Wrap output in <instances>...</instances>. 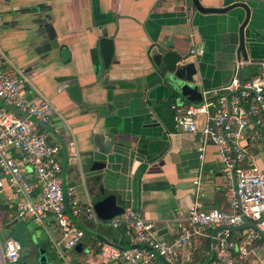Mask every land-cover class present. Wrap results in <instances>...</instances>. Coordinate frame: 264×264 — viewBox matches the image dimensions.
<instances>
[{
    "label": "crops",
    "instance_id": "obj_1",
    "mask_svg": "<svg viewBox=\"0 0 264 264\" xmlns=\"http://www.w3.org/2000/svg\"><path fill=\"white\" fill-rule=\"evenodd\" d=\"M237 2L251 7L252 19L245 32L253 40L254 56L241 59L245 76L250 77L258 74L260 63H264V0H201L203 6L212 8ZM39 4L46 9L43 14L53 25L60 48L50 52L41 66L29 69L35 56L29 58L20 52L14 38L24 35V11ZM189 7V0H7L0 6L5 18L0 48L6 58L1 65L23 81L29 99H45L58 111L47 124L67 146L66 166L60 140L37 125L61 148L66 193L73 188L76 197L86 203L103 192L115 195L119 206L131 208L154 223L159 237L167 241L176 237L178 219L185 217L195 200L196 180L201 182L204 207L219 209L227 208L228 181L218 148L208 144L201 159L198 135L175 127L172 106L178 103L164 88L156 87L159 81L152 76V50L164 46L194 61L197 67L205 60L208 78L194 77L201 92L205 87L230 83L239 61V29L245 17L241 8L226 14H201ZM100 34L114 41V56L107 69L102 62L94 63L91 56ZM64 47L70 54L67 61L62 55ZM74 79L81 90L79 104L67 93ZM99 106L104 108L103 114L90 109ZM199 124H205V117H200ZM70 142L75 143L78 154L72 159ZM249 143L264 168V131ZM94 149L106 153L99 155L107 165L101 170L91 169L93 159L85 157ZM8 196L16 199L10 189L0 196L2 243L13 238L11 224L19 218L17 209L9 207ZM97 218L98 224L78 222L86 235L82 244L70 249L57 245L59 234L53 218L41 223L25 220L29 246L14 264H105L101 256L105 244L127 248L130 240L127 226H111L115 218ZM241 231H234V235L239 238ZM210 232L213 235L215 230ZM213 243L212 238L197 242L195 252L204 261L195 259L196 264L205 263L210 254L213 257ZM243 264H264V248Z\"/></svg>",
    "mask_w": 264,
    "mask_h": 264
},
{
    "label": "built area",
    "instance_id": "obj_2",
    "mask_svg": "<svg viewBox=\"0 0 264 264\" xmlns=\"http://www.w3.org/2000/svg\"><path fill=\"white\" fill-rule=\"evenodd\" d=\"M4 1L0 0V6ZM4 23L0 9V29ZM3 57L0 48V196L6 189L12 190L16 199L7 197L9 207H15L24 220L41 223L53 218L59 234L57 245L73 248L86 235L78 222L98 224L97 214L91 202L76 197L73 188L67 192L66 203L61 148L34 121L47 124L58 111L45 99H29L23 81L1 65ZM244 64L236 62L229 84L202 90L200 102L172 106L175 127L198 135L201 159L208 144L218 148L228 181L227 208L204 207L201 182L196 180L195 200L185 217L178 219L172 241L160 238L154 223L126 208L111 226H127L130 246L122 249L105 244L101 249L105 264H196V244L203 238L215 241L214 257L208 255L203 264H243L264 248V168L249 143L264 131V63L258 74L245 76L241 84L239 72ZM202 116L205 124L200 127ZM68 149L69 159L77 157L74 142ZM246 221L256 227L242 230L237 238L232 228ZM217 229L212 235L210 230ZM22 250L13 238L4 243L0 240V264L18 262Z\"/></svg>",
    "mask_w": 264,
    "mask_h": 264
},
{
    "label": "water",
    "instance_id": "obj_3",
    "mask_svg": "<svg viewBox=\"0 0 264 264\" xmlns=\"http://www.w3.org/2000/svg\"><path fill=\"white\" fill-rule=\"evenodd\" d=\"M189 2V9L201 14H226L238 8L244 10L245 17L239 29L237 59L241 60L243 58L244 60H248L249 56H254L252 51V46H254L253 40L249 39L245 32V28L250 25L252 19L251 7L247 2H237L223 8L205 7L202 5L201 0H189ZM44 11H46L44 5L39 4L34 8L25 10L23 13L26 18L22 21L21 31L24 33L26 38H31L33 40L32 52L29 53L28 57L31 58L32 55L35 56V58H33L29 64V69H32V67H37L39 65L41 66L44 62H46V59L50 58V52H52L56 48H60V44L57 41L53 25L51 22H49L48 16H44ZM32 15L36 16L34 20L30 19ZM35 25L36 27H34ZM196 31L197 34H199L198 29ZM98 39V47L91 50L92 60L94 63H97L99 65L100 62H102L103 66L107 69L108 67H110L114 56V41L112 38L108 37L107 34H100L98 36ZM152 54V76H154V78L159 81L158 85L156 86L158 90H160V88H164L165 91L169 93V95L176 97V103H178L179 100L189 103H198L202 100L200 86L198 84H194V77L199 74L200 77L204 79L208 78V69L206 64L207 62L205 60H201L200 64L197 67L195 62L192 60H188L189 58H187L186 56H182L174 50L164 48V46L161 45L153 48ZM62 55L65 61L69 59L70 54L67 48H62ZM201 55L203 56V53ZM244 77L245 71L244 69H241L239 72V79L241 84L244 82ZM64 80H67V78H65ZM70 84L71 86L68 88L67 93L78 104L81 103V90L80 86L76 82V79L70 80ZM227 84H229V82L220 86L205 87L204 89H217ZM182 102L178 104H182ZM93 108L98 109L100 113L103 114L104 108L102 106L91 107L90 109L92 110ZM14 111L20 113L21 115L27 116V114L21 111ZM34 121L41 127L48 130V132H51L60 140L63 152L65 154L66 166L68 164V150L62 137L57 134L54 129L48 124L42 123L39 120ZM100 154L106 155L105 152L96 149L89 151L85 155V157H90L93 159V162L89 164L91 166V169L101 170L107 166L106 162L101 161V158L99 159ZM65 198L66 203L68 204V195L66 191ZM92 203L96 214L102 220H111L124 212V208L117 204L116 196L111 195L107 192H103L98 196H93ZM11 226H14L13 239L19 241L23 248H28L29 233L25 220L19 217L12 222ZM249 227H256V225L250 221H246V224L234 227L232 228V230L241 231ZM217 231L218 229L214 232V234H216ZM82 242L83 241H81L80 243L82 244ZM213 246H215V241L213 243ZM43 260L44 259H42V261Z\"/></svg>",
    "mask_w": 264,
    "mask_h": 264
},
{
    "label": "rangeland",
    "instance_id": "obj_4",
    "mask_svg": "<svg viewBox=\"0 0 264 264\" xmlns=\"http://www.w3.org/2000/svg\"><path fill=\"white\" fill-rule=\"evenodd\" d=\"M14 39H15L14 41L15 47L18 50H21L20 52H25L26 55L32 52L33 40L31 38H26L25 35H20L18 37H15ZM181 102H182L181 100L178 101V103ZM17 264H24V263L22 261V263L20 262Z\"/></svg>",
    "mask_w": 264,
    "mask_h": 264
},
{
    "label": "trees",
    "instance_id": "obj_5",
    "mask_svg": "<svg viewBox=\"0 0 264 264\" xmlns=\"http://www.w3.org/2000/svg\"><path fill=\"white\" fill-rule=\"evenodd\" d=\"M205 244H206V248H207V247H210L211 240L207 241ZM195 255H196V257H197V258H195L196 261L198 260L197 262H199V261H200V262H203V261H204V260L202 261V260L199 259V252L196 251V252H195Z\"/></svg>",
    "mask_w": 264,
    "mask_h": 264
},
{
    "label": "flooded vegetation",
    "instance_id": "obj_6",
    "mask_svg": "<svg viewBox=\"0 0 264 264\" xmlns=\"http://www.w3.org/2000/svg\"><path fill=\"white\" fill-rule=\"evenodd\" d=\"M7 0H5L4 2H3V4L6 2ZM5 19V18H4Z\"/></svg>",
    "mask_w": 264,
    "mask_h": 264
}]
</instances>
